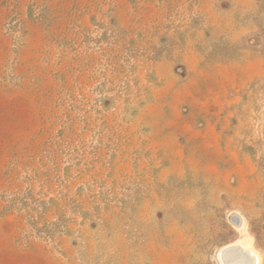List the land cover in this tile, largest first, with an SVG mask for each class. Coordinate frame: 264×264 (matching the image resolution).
Here are the masks:
<instances>
[{
  "label": "rangeland",
  "instance_id": "374dc122",
  "mask_svg": "<svg viewBox=\"0 0 264 264\" xmlns=\"http://www.w3.org/2000/svg\"><path fill=\"white\" fill-rule=\"evenodd\" d=\"M264 264V0H0V264Z\"/></svg>",
  "mask_w": 264,
  "mask_h": 264
},
{
  "label": "bare ground",
  "instance_id": "6f19581e",
  "mask_svg": "<svg viewBox=\"0 0 264 264\" xmlns=\"http://www.w3.org/2000/svg\"><path fill=\"white\" fill-rule=\"evenodd\" d=\"M220 257L225 264H257L256 256L241 246L234 248H224Z\"/></svg>",
  "mask_w": 264,
  "mask_h": 264
}]
</instances>
